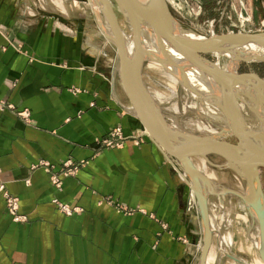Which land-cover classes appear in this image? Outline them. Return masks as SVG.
I'll list each match as a JSON object with an SVG mask.
<instances>
[{
	"label": "crops",
	"instance_id": "1",
	"mask_svg": "<svg viewBox=\"0 0 264 264\" xmlns=\"http://www.w3.org/2000/svg\"><path fill=\"white\" fill-rule=\"evenodd\" d=\"M22 15L0 0V100L28 112L23 119L0 107V180L25 216L11 219L0 193V264H189L187 225L197 219L186 208L187 189L140 131L120 81L84 63L83 53L92 54L74 31ZM115 124L122 145L99 147L95 138ZM66 158L84 162L72 175L57 173Z\"/></svg>",
	"mask_w": 264,
	"mask_h": 264
},
{
	"label": "rangeland",
	"instance_id": "2",
	"mask_svg": "<svg viewBox=\"0 0 264 264\" xmlns=\"http://www.w3.org/2000/svg\"><path fill=\"white\" fill-rule=\"evenodd\" d=\"M9 1H11L17 10H20L24 19L27 18L35 23L42 22V20L45 19L47 23L52 25L53 29H60L61 31L65 29L68 33L74 31V37L77 41L82 42V38H84L87 50L92 54L89 55L83 53L84 63L86 62V64H90L93 71L103 77L108 78L112 75L116 80H119L117 71L114 68L115 60L117 58L115 45L112 40L101 34V31L106 30V28L109 29V27H107L108 24L106 23L104 16L100 12L97 13L96 10H93L87 0ZM110 3L120 28L124 31L126 37L131 38L128 36L129 27L124 21L120 11L117 9L113 0H110ZM166 3L173 16L175 24L180 28L190 30L198 35L208 36L211 34L226 32L264 30V0H166ZM143 39L150 45L145 32L143 33ZM204 56L212 61H217L221 67L228 68L229 59L226 55L218 54V56L215 57L214 54L209 53L204 54ZM154 62L156 61L147 59L143 61L140 70L141 79L146 85L150 95L154 96L167 124L171 125L173 119L176 118L177 123L180 121L178 123L180 127L192 129L191 131L197 133L195 128H190L188 126L190 123L192 124L195 121L194 119H197L200 114L195 110L193 111L188 108H182L184 103L188 104L193 101L192 97L190 98L191 95L184 89L181 80L179 81L176 78H173L171 74L164 70L160 63ZM232 67L234 68V66ZM235 68L238 73L255 72L261 76L264 74V60L262 58L246 60H243L242 58L237 59ZM229 69L232 68L229 67ZM236 98L240 104H243L238 97ZM11 104L12 107L8 108L14 110L15 105L13 103ZM196 106L199 113L200 111H204L202 106L198 104V101H196ZM15 111L23 119H28V112L26 109H15ZM109 129L103 136L95 138V142L99 147H120L125 138L122 130L121 135L113 134L108 137L112 140L110 144L103 145L100 142V139L108 135ZM141 130L143 129H140V131ZM204 135H206V133ZM209 135H215V138H217V135L214 133H209ZM141 136L142 135L140 134L132 135V139L137 143L141 139ZM183 137L188 140L186 136ZM196 137L198 138L195 140L205 138L198 135H196ZM218 139L236 143L235 137L229 133L222 135V137ZM221 158H223V156L215 153L206 154V158H203L201 155L190 156V161L193 163L195 169L201 168L202 166V170H200L201 173L198 172L199 174H197L198 176H195V179L200 188L206 193V209L208 210L209 221L212 227L218 232L217 235L214 232L210 233V241L207 247L204 264H263L255 242H253L254 239L257 241L258 237L255 235V220L250 213L251 205L253 204H251L249 199L244 195L246 193L245 179L242 176L241 178L240 176L238 177L229 166L219 162ZM64 160L70 161L69 166H64L62 164ZM171 161L177 170H183L179 164H176L173 158H171ZM42 162L47 161H39V163ZM83 162L84 159H63L59 163L60 166L58 165L57 173L62 174V172L66 170L67 173H70L66 175H72L77 171L80 165L83 164ZM254 167L258 177V190L260 193L257 195L256 199L260 198L264 204V165L256 164ZM46 168V171L50 170L48 166H46ZM171 169L174 175L178 174L172 165ZM48 177L49 180L51 178L55 181V183L51 182L54 185L59 183V180H57L58 176L55 172H50ZM178 181L187 189L186 208L190 211H188V213L195 215L197 219L195 225H187L188 236L190 237V240H192L188 242H192L193 244L190 246L191 254L189 256V264H196L199 247L202 242L200 214L196 199L193 193H191L192 191H190L191 189L188 181H182L181 178ZM0 184L4 185L1 180ZM253 184L254 187H256L254 178ZM211 188L213 189L210 190ZM221 188H225L227 192H235L231 195L228 193H222L223 189L221 190ZM101 199L106 201V197H101ZM58 202H55L57 208L67 213L64 206L60 207ZM115 202L117 204L119 201L115 200L110 203L115 206ZM120 206L122 208H127L124 203H121ZM68 207L74 209L72 206L68 205ZM129 210L130 208L127 212H129ZM19 215L23 216L21 213H19ZM220 235L221 247L226 252L224 254L221 252L219 253V239L217 237ZM189 237H185V240H188ZM207 255H211L213 257L211 258L212 260L210 259L206 262Z\"/></svg>",
	"mask_w": 264,
	"mask_h": 264
},
{
	"label": "water",
	"instance_id": "3",
	"mask_svg": "<svg viewBox=\"0 0 264 264\" xmlns=\"http://www.w3.org/2000/svg\"><path fill=\"white\" fill-rule=\"evenodd\" d=\"M102 15L105 18L108 27L112 31V40L115 45V53L118 61L117 76L121 87L130 101L132 113L135 115L140 125L143 128L144 134L155 142L163 151L164 156L170 163L175 166L171 158L176 164H179L183 170H187L191 175L190 180L194 179L199 174L193 163L190 161V156L201 155L206 158V154L215 153L220 156L227 157L229 153L235 152L242 147L245 140H255L259 145L262 136L257 135L253 130L247 127L244 123L236 99L233 93L231 81H238L246 84V91L240 92V96H236L247 107H252L249 104V94L247 86L249 81H254V89L257 85L262 86L264 90V74L258 75L255 72L238 73L235 66L237 59L246 60L240 56H231L232 69L221 67L217 61H212L204 56V54L212 53L225 54L231 51V46L243 45L246 43L258 44L264 49V30L245 31V32H226L219 34H211L208 36L201 35L200 37H187L178 30H184L175 24L173 16L168 8L166 0H113L117 9L120 11L124 21L129 27V32L132 38V52L129 54L126 51L122 29L120 28L110 0H96ZM148 28L158 35L163 43H166L171 49L180 54L187 61L186 67H194L201 70L203 73L210 74L213 81L222 90L224 103L227 109L226 112H232L236 116L235 123L237 127H230L229 134H232L236 143H231L223 139H216L215 135H208L205 138L195 140L196 136L178 130L167 124L158 105L151 97L146 85L141 79V65L144 60H151L160 63L162 66L176 65L179 70H184V66L175 64L173 61L165 57V55L156 56L150 55L140 47V31ZM218 53V54H216ZM232 55V54H230ZM227 56V55H226ZM229 59V56H227ZM185 60V61H186ZM264 60V59H263ZM209 75V76H210ZM183 85L185 82L181 81ZM249 89V88H248ZM256 92V91H255ZM241 94L245 98L241 97ZM246 100V101H245ZM263 123V119L259 120ZM186 136L188 140H183ZM192 136V137H190ZM264 138V133H263ZM215 141V142H213ZM229 152V153H228ZM260 158L251 160L254 165H264V149L259 150ZM227 166V165H226ZM254 182L256 184V196L259 195L258 177L255 172V167L252 168ZM194 174V175H193ZM190 185V189L196 199L198 211L200 214V225L202 229V242L199 247L198 259L196 264H204L207 247L210 241V233L212 229L208 225L206 205L204 201V192L196 185ZM254 207V205H251ZM256 208L258 210L259 228L264 229V204L261 199H257ZM190 244V243H189ZM192 242L190 246H192ZM260 259L264 263V247H258Z\"/></svg>",
	"mask_w": 264,
	"mask_h": 264
},
{
	"label": "bare ground",
	"instance_id": "4",
	"mask_svg": "<svg viewBox=\"0 0 264 264\" xmlns=\"http://www.w3.org/2000/svg\"><path fill=\"white\" fill-rule=\"evenodd\" d=\"M88 4L92 7L93 10H96L97 13L101 11L99 10V5L98 1L96 0H87ZM102 14V13H101ZM108 27V26H107ZM102 35L104 37H108V39L112 40V34H111V29L106 28V30L101 31ZM145 32L146 38L149 39L150 45L147 44L146 40L143 39V33ZM181 34L187 36V37H200L201 35L196 34L195 32H192L190 30H178ZM140 47L142 50H145L148 52L150 55H158L161 57V55H165L171 61H173L175 64H178L179 66L183 65L184 70H179L176 65H169L168 66H163L164 70L171 74L173 78H176L177 80H183L185 82L184 89L191 95L190 98L192 97L191 102L184 103L182 105V108H188L189 110H195L198 114V118L194 119L195 121L191 124H189L188 127L190 128H195L197 130V133L194 131H191L192 129L188 128H182L178 125L176 122V118H172L173 121L170 126L175 127L176 129H181L183 132L185 131L186 133H189L191 135H198V136H203L207 137L209 133H214L217 135V138H221L222 135L226 134L228 132V129L230 127H237V124L235 123L236 121V116L232 112H226L224 109H227L225 103H224V98H223V92L220 90V88L216 85V83L213 81V77L210 74L205 75L201 70L195 69L194 67H186L185 63L189 62L185 58H183L180 54H178L176 51L171 49L166 43H163L153 31L149 30L148 28L141 29L140 31ZM128 36L131 37L130 33ZM122 37L124 41V45L126 48L127 53L129 54L130 52L133 51L131 49L132 46V38H128L125 36L124 31L122 30ZM113 42V40H112ZM114 43V42H113ZM231 51L223 55L229 56V64H228V70L229 67L232 68V62H231V56H240L246 59H252V58H262L264 59V49L258 44L254 43H246L243 45H238V46H231ZM98 50V49H97ZM93 51V50H92ZM218 54V53H216ZM232 54V55H230ZM186 60V61H185ZM156 63V62H154ZM218 63V62H217ZM117 65L118 61L117 58L115 60V68L117 70ZM210 75V76H209ZM255 82L254 81H249L248 84V93L249 94V104L252 107H247V105L240 104L239 101L236 100V103L238 105V109L241 112L242 118L244 123L247 125L248 128L253 130L257 135L262 136L260 138L259 145L255 140H245V142L242 144V147L235 151L231 152L228 154L227 157H223L220 159L219 162H221L224 165L229 166L235 175L238 177L241 176L245 179V188H246V193L244 194L245 197L249 199L251 204L254 205V207H251L250 213L255 220V235L258 237L257 241L254 239L253 242H255L256 247L260 248V246L264 247V229L262 226V229L259 228V220L257 218L258 216V210L256 208V187H254L253 184V178L254 175L252 173V168L254 167V164L252 163L251 160L260 158V152L259 150L264 149V138H263V133H264V90L262 86L257 85L256 83V89H254ZM231 86L233 93L236 94V96H240V92L243 90L246 91V84L238 81H231ZM256 91V92H255ZM234 95V97L236 98ZM154 100V102L157 104L154 96H151ZM242 98H245L243 94H241ZM163 99V98H162ZM187 99V98H185ZM196 101H198V104H200L203 108V112L197 109L196 106ZM246 101V100H245ZM175 106V105H174ZM177 109V108H176ZM184 110V109H183ZM179 111V110H178ZM244 111V112H243ZM177 117V116H176ZM260 119H263V123H260ZM190 120V119H189ZM171 122V121H170ZM185 122V121H184ZM186 123V122H185ZM183 125V124H182ZM187 125V124H186ZM184 127V126H183ZM215 130V132H214ZM206 133V135H204ZM183 140L186 141L184 137H182ZM227 138V137H226ZM215 142V141H213ZM231 161V162H230ZM203 163V162H202ZM178 167V166H177ZM206 167V166H205ZM176 169V167L174 166ZM197 168V167H196ZM200 173L202 170L201 168L197 169ZM187 170H182L179 171L176 169V172L178 173L179 177L181 180L188 181L192 186L196 185L200 188V186L197 183V180L192 178L193 181L190 180V174L188 173ZM233 174V175H234ZM204 175V174H203ZM214 176V175H213ZM209 177V176H208ZM200 179V178H199ZM223 179V178H222ZM240 180V179H239ZM241 185V184H240ZM201 189V188H200ZM211 188L210 190H212ZM223 189V190H222ZM222 193H228V194H234L235 191L227 192L225 188H221ZM191 191V190H190ZM201 191L204 192L203 189ZM192 193V192H191ZM206 193L204 192V201L206 205ZM207 216H208V210L206 209ZM208 225L212 229V231L217 235L218 232L212 227L209 221V216H208ZM218 240V247H219V253L221 252L222 254L226 253L223 248L221 247V235L217 237ZM254 238V237H253ZM213 255V254H212ZM215 255V254H214ZM213 258L211 255H207L206 257V262ZM212 260V259H211ZM264 264V263H263Z\"/></svg>",
	"mask_w": 264,
	"mask_h": 264
},
{
	"label": "built area",
	"instance_id": "5",
	"mask_svg": "<svg viewBox=\"0 0 264 264\" xmlns=\"http://www.w3.org/2000/svg\"><path fill=\"white\" fill-rule=\"evenodd\" d=\"M12 104L10 103V102H5V101H1L0 100V107H2V106H6V107H12L11 106ZM113 134H119V135H121V129H120V126L119 125H114V126H112L110 129H109V132H108V135L106 136V137H104V138H102V139H100V142L103 144V145H108V144H110L111 142H112V140L110 139V138H108V137H110V136H112ZM69 160H64L63 162H62V164L64 165V166H69ZM40 165H42L43 166V168L45 169L46 168V166H49V164L47 163V162H42V163H39ZM60 166V165H59ZM47 169V168H46ZM64 172V173H63ZM62 172V174H70V173H67V171L66 170H64ZM57 180H59L58 178H57ZM50 182H54L55 183V181L54 180H52L51 178H50ZM59 184V183H58ZM58 184H56V185H58ZM0 193H1V195H2V198H3V201H4V207H5V210L7 211V213L10 215V217H11V219H13V220H15V221H23L24 219H25V217H24V215L23 216H21V215H19V213L17 212V207H18V199H17V197L16 196H14V195H12L11 193H9L6 189H5V187H4V185H1L0 184ZM55 202H58V201H56V200H54ZM106 201L107 202H114L115 200L114 199H111L110 197H106ZM59 204H60V207H62V206H64V208H65V210L67 211V213H70L72 210H74V209H72V208H70V207H68V205L66 204V203H60V202H58ZM120 204L121 203H117L116 204V202H115V206H114V208L116 209V210H119V211H122V212H127L128 211V209L125 207H121L120 206ZM59 207V208H60ZM68 208V209H67ZM69 210V211H68ZM130 211V210H129Z\"/></svg>",
	"mask_w": 264,
	"mask_h": 264
}]
</instances>
